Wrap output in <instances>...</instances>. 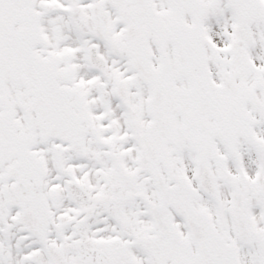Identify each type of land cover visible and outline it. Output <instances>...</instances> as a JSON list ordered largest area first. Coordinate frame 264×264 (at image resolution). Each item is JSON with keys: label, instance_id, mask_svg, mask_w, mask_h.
Listing matches in <instances>:
<instances>
[{"label": "snow or ice", "instance_id": "6c2138e0", "mask_svg": "<svg viewBox=\"0 0 264 264\" xmlns=\"http://www.w3.org/2000/svg\"><path fill=\"white\" fill-rule=\"evenodd\" d=\"M0 264H264V0H0Z\"/></svg>", "mask_w": 264, "mask_h": 264}]
</instances>
